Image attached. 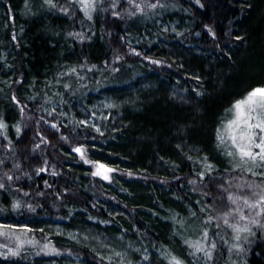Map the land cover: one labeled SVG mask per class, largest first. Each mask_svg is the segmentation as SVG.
<instances>
[{
	"label": "trees",
	"instance_id": "trees-1",
	"mask_svg": "<svg viewBox=\"0 0 264 264\" xmlns=\"http://www.w3.org/2000/svg\"><path fill=\"white\" fill-rule=\"evenodd\" d=\"M155 5L0 0V242L13 245L1 264H112L42 222L115 231L148 248V264H184L183 250L231 264L232 229L210 216L213 204L231 177H251L242 165L264 162L234 163L217 131L234 101L264 85V0ZM120 90L134 102L114 123L76 117ZM101 162L109 179L91 172ZM261 229L236 264H264Z\"/></svg>",
	"mask_w": 264,
	"mask_h": 264
},
{
	"label": "rangeland",
	"instance_id": "rangeland-1",
	"mask_svg": "<svg viewBox=\"0 0 264 264\" xmlns=\"http://www.w3.org/2000/svg\"><path fill=\"white\" fill-rule=\"evenodd\" d=\"M128 2L129 5H131L132 3V6L138 8L140 6L142 7L143 5H145V7L147 8L152 7V5H155L158 0H128ZM255 88H264V85H259L251 88L243 97L234 101L233 105L237 101L245 98L246 95ZM136 89L137 88L134 89L133 93H136ZM126 95V90L113 91L112 93H102L98 97H93L87 108L77 110L78 112L76 117L81 122L89 124L98 129L104 127L108 121L114 123L116 121V117L119 115V110L123 108L126 104L134 102L130 101V99L129 101H127L128 96L125 97ZM234 118L235 114L233 112L231 117L226 118L221 122V125L219 126L217 131V141L218 143H220V141L218 140V133H223L225 135V142L223 144H220L222 145V147L225 148L226 151H224L227 153V155L232 158L234 163H248L250 161H241L239 155L236 152L235 147L232 146V143L227 136L226 126L229 121ZM257 142H259L258 137ZM80 149L82 148L80 147ZM253 151L258 152L254 149ZM82 152L83 156L80 154L81 158L89 162L87 157L84 156V151ZM230 152L232 153V155L228 154ZM90 164L92 165V174L97 172L99 165H104L106 168L112 169L113 171V167L111 165L103 162L97 165H94L92 163ZM259 165L260 166L255 165V167H251L254 168L252 171H250V167L242 165L245 169L243 170L245 172H250L249 174L251 175V177L245 178L246 173H242L236 181V176L231 177L230 181L231 183L233 182L230 186L231 191L227 193V198L224 199L222 204H213V206L216 208L215 213L210 214L211 217H214L216 219L218 226H220L221 229H223L227 233L228 227H231L232 229V243H230L232 251L229 252L227 259L231 264H236L239 260L238 258L241 257L242 253H240V251L245 249L244 244L247 243L251 238L249 230L253 228L258 232V230L262 231L263 229L261 228H264V182L259 180L256 181L253 178L255 175L264 174V165ZM112 171L106 172L104 171V169H100L101 174L97 176L102 179H109ZM245 201H247V204L245 203ZM222 205L224 206L223 208ZM249 205H255V207H249ZM241 217H243V219H241ZM0 225L5 226L6 224ZM40 227L45 229L47 232L59 235V237L64 240L75 241L89 245L98 253L105 256V258L108 259L112 264H148V261L151 257V252L148 248L140 246L136 242H133L132 240H129L112 230L104 234L102 232L96 231L91 227L81 228L76 224L71 226L62 224L61 226L59 224L48 222H42ZM237 228H246L247 231H237ZM4 231H6V234H8V230H6V228ZM23 233L25 232L21 231L20 235L15 238H22ZM10 242H0V254L7 253L8 251L12 250L13 245H11ZM183 251L184 255L181 256L183 257L182 259L185 262L184 264L209 263V256L207 253L201 252V254H196L191 250ZM117 253H119V255H117ZM159 253L161 255H165V252L159 251ZM74 259H67L64 262L50 257L47 259H41L40 264H81L78 259ZM30 264L32 263L30 262Z\"/></svg>",
	"mask_w": 264,
	"mask_h": 264
},
{
	"label": "snow or ice",
	"instance_id": "snow-or-ice-1",
	"mask_svg": "<svg viewBox=\"0 0 264 264\" xmlns=\"http://www.w3.org/2000/svg\"><path fill=\"white\" fill-rule=\"evenodd\" d=\"M48 2L50 3L51 0H48ZM81 2L84 3L87 9L94 0H81ZM152 7H156V5H152ZM229 111L234 112L235 118L229 121L226 126L227 136L232 146L235 147L241 161L255 163L259 159V161L264 162V135H260L264 134V88L253 89L245 98L237 101ZM2 127L4 125L0 124V128ZM256 130H259V133ZM257 137L259 142H257ZM218 140L223 144L225 135L218 133ZM254 148L259 149V151L254 152ZM74 151L81 153L83 156L82 149L76 148ZM228 154L232 155L231 152ZM100 169H104L106 172L112 171V169L106 168L104 165H99L97 172L94 174L100 175ZM245 203L247 204V201ZM249 207H255V205H249ZM236 230L247 231L246 228H237ZM16 254L15 252L12 253V255ZM172 264H180V261L173 258Z\"/></svg>",
	"mask_w": 264,
	"mask_h": 264
}]
</instances>
